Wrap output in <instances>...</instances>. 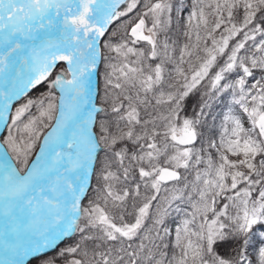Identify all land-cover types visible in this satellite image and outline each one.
<instances>
[{
  "label": "snow or ice",
  "instance_id": "1",
  "mask_svg": "<svg viewBox=\"0 0 264 264\" xmlns=\"http://www.w3.org/2000/svg\"><path fill=\"white\" fill-rule=\"evenodd\" d=\"M32 260L264 264V0H0V264Z\"/></svg>",
  "mask_w": 264,
  "mask_h": 264
},
{
  "label": "trees",
  "instance_id": "2",
  "mask_svg": "<svg viewBox=\"0 0 264 264\" xmlns=\"http://www.w3.org/2000/svg\"><path fill=\"white\" fill-rule=\"evenodd\" d=\"M100 72L101 73H103V67L101 66L100 67ZM99 81H100V83L102 84V75H101V77H99ZM30 264H37V262L35 261V260H32L31 262H30Z\"/></svg>",
  "mask_w": 264,
  "mask_h": 264
},
{
  "label": "rangeland",
  "instance_id": "3",
  "mask_svg": "<svg viewBox=\"0 0 264 264\" xmlns=\"http://www.w3.org/2000/svg\"><path fill=\"white\" fill-rule=\"evenodd\" d=\"M101 87H102V84H101Z\"/></svg>",
  "mask_w": 264,
  "mask_h": 264
}]
</instances>
